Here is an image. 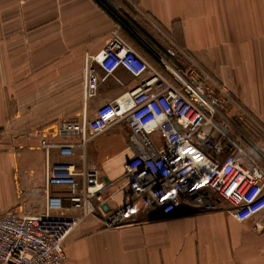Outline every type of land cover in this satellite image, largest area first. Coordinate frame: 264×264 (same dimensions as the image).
<instances>
[{"label": "crops", "instance_id": "crops-1", "mask_svg": "<svg viewBox=\"0 0 264 264\" xmlns=\"http://www.w3.org/2000/svg\"><path fill=\"white\" fill-rule=\"evenodd\" d=\"M99 1L0 0V214L59 217L61 210L49 208L47 198H63L68 207L69 189L47 185L54 164L96 167L101 181L123 175L132 155L123 123L90 138L71 156L41 146L43 136L54 144L80 145L79 138H58L54 131L84 113L94 118L100 106L142 82L124 69L106 77L94 65L97 96L84 97L85 58L109 44L114 15L130 18L154 42L139 33L157 59L122 30L153 66L161 70L160 54L182 64L176 49L184 50L264 129V0ZM128 196L105 194L99 211L66 240L68 264H264V215L239 222L226 208L210 213L182 208L148 219L141 213L140 225L105 229L100 214Z\"/></svg>", "mask_w": 264, "mask_h": 264}, {"label": "built area", "instance_id": "built-area-1", "mask_svg": "<svg viewBox=\"0 0 264 264\" xmlns=\"http://www.w3.org/2000/svg\"><path fill=\"white\" fill-rule=\"evenodd\" d=\"M176 51L183 63L160 54L161 71L138 53L117 23L109 44L86 56V100L97 96L100 83L94 65L106 77L124 69L143 80L135 90L100 106L94 118L84 113L80 120L64 121L54 131L58 138H79L80 145L54 144L43 136L41 146L45 150L58 148L61 155L71 156L90 138L123 123L129 129L132 155L124 164L123 175L114 181H101L96 167L79 170L73 163L51 166L47 185L68 187L69 206H64L63 198L48 196L49 208L61 210L59 217L0 214V264H68L66 240L87 216L99 211L105 194L113 190L129 196L100 214L103 227L109 230L142 224L138 218L141 213L148 219L182 208L208 213L226 208L239 222L264 215V163L259 162H264V141L256 146L233 122L250 121L262 137L264 129L227 87L184 50ZM245 144L259 159L244 149ZM70 211L76 214L64 215Z\"/></svg>", "mask_w": 264, "mask_h": 264}, {"label": "trees", "instance_id": "trees-1", "mask_svg": "<svg viewBox=\"0 0 264 264\" xmlns=\"http://www.w3.org/2000/svg\"><path fill=\"white\" fill-rule=\"evenodd\" d=\"M114 17H115L114 19L117 21V23L121 26L123 32L125 33V36L129 40H131V42L136 47L148 52L155 59H157L155 52L141 39L139 33L142 34L143 36H145L148 40H150V38L146 35V33L134 21H132L130 18L121 19L120 17L115 16V15H114ZM150 41L154 44V42L152 40H150ZM160 66H161V71H164L162 64H160Z\"/></svg>", "mask_w": 264, "mask_h": 264}, {"label": "rangeland", "instance_id": "rangeland-1", "mask_svg": "<svg viewBox=\"0 0 264 264\" xmlns=\"http://www.w3.org/2000/svg\"><path fill=\"white\" fill-rule=\"evenodd\" d=\"M171 80V76H168ZM216 124H218L222 129L223 125H221L217 120L215 121ZM233 124L235 125V127L243 134L245 135L249 140H251L256 146H260L261 142L263 141V137L262 134L259 130L256 129V127L251 124V123H247V122H239V121H234ZM225 132L230 133L233 132L232 129L226 130ZM236 134H238V132L236 131ZM127 144V143H126ZM244 149L250 153L252 156H254L255 158L259 159V156L257 154V152L250 148L247 144L244 145ZM259 162L261 164H263V162L261 160H259ZM264 165V164H263ZM123 170V168H122ZM124 173V172H123ZM122 173V174H123Z\"/></svg>", "mask_w": 264, "mask_h": 264}, {"label": "water", "instance_id": "water-1", "mask_svg": "<svg viewBox=\"0 0 264 264\" xmlns=\"http://www.w3.org/2000/svg\"><path fill=\"white\" fill-rule=\"evenodd\" d=\"M148 43V42H147ZM149 44V43H148ZM150 45V44H149ZM229 148H227V150H228Z\"/></svg>", "mask_w": 264, "mask_h": 264}]
</instances>
